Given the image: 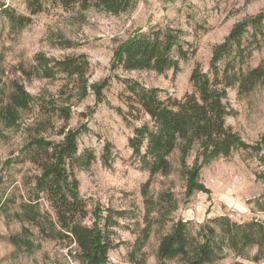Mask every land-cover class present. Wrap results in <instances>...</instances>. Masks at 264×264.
Returning <instances> with one entry per match:
<instances>
[{"label": "rangeland", "instance_id": "rangeland-1", "mask_svg": "<svg viewBox=\"0 0 264 264\" xmlns=\"http://www.w3.org/2000/svg\"><path fill=\"white\" fill-rule=\"evenodd\" d=\"M5 8L29 16L22 0H0V264H81L73 234L57 224L45 200L35 198L39 171L23 150L32 139L58 143L63 133L83 129L78 154L88 151L93 160L74 176L89 214L97 206L113 221L107 264H187L205 240L213 250L206 264H264V251L250 243L253 225L264 226V81L242 96L229 89L226 98L225 124L256 149L210 161L198 172L194 152L181 158L174 150L166 175L149 173L128 147L132 126L146 117L124 120L117 112H127L123 79L157 88L161 98L191 93L193 68L206 71L213 48L233 25L263 13L264 0H133L119 15L56 7L22 27L3 16ZM166 27L181 32L186 51L177 73L111 67L121 43ZM81 54L90 66L84 87L75 78L43 73L53 62ZM257 65L264 66V45L248 61L250 68ZM105 80L97 103L91 86ZM91 222L90 214L84 223ZM178 223L188 253L160 259L159 246Z\"/></svg>", "mask_w": 264, "mask_h": 264}, {"label": "trees", "instance_id": "trees-1", "mask_svg": "<svg viewBox=\"0 0 264 264\" xmlns=\"http://www.w3.org/2000/svg\"><path fill=\"white\" fill-rule=\"evenodd\" d=\"M29 16H17L13 10L3 9V16L18 27L30 23L31 17L50 8L65 10L90 7L111 15L126 12L133 0H22ZM181 32L169 27L153 29L148 33L134 35L121 43L114 53L112 68L123 72L166 71L177 73L179 63L186 60V51L181 46ZM264 45V12L236 23L223 41L217 44L211 54L208 69L202 71L195 66L189 82L193 91L181 99L166 96L161 98L157 88H145L130 79L121 80L126 91L124 101L127 112L117 109L119 115L140 121L132 126L128 138L131 157L149 173L166 175L170 170L168 157L178 150L181 158L195 153L194 172L198 167L216 159H227L237 151L255 150L241 141L238 135L225 124L230 110L226 104L227 91L235 89L242 96L253 92L264 81V66L248 67V61L255 51ZM90 69L85 55L66 57L44 67L43 73L75 78L84 87L85 76ZM108 81L92 85L91 90L97 103L103 101V90ZM66 119L69 113L63 114ZM68 131L62 140L51 143L43 139H32L23 152L29 163L36 167L39 175L35 178V198L45 200L55 213L57 224L73 234L79 251L76 259L81 264H107L108 253L113 245L109 239L110 217H102L97 206L91 211L92 222L86 225L88 205L78 192L75 169L89 166L93 155L84 151L78 154L77 142L85 132ZM108 144L104 149L108 152ZM103 163L106 157H102ZM106 164V163H105ZM196 170V171H195ZM192 184V183H191ZM104 219V220H103ZM103 221V228L100 222ZM251 246L264 251V226L254 224ZM248 228V226H247ZM211 242V241H210ZM205 240L194 258L187 264H206L213 250ZM189 242L183 225L178 223L172 233L160 244V259L174 258L188 253ZM258 252V251H257ZM264 256V255H263ZM261 256L255 255L258 261ZM234 264H241L235 262Z\"/></svg>", "mask_w": 264, "mask_h": 264}]
</instances>
